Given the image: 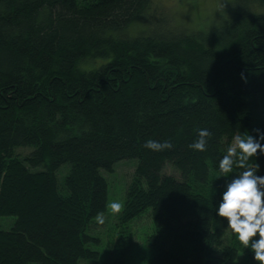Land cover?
<instances>
[{"label": "trees", "instance_id": "16d2710c", "mask_svg": "<svg viewBox=\"0 0 264 264\" xmlns=\"http://www.w3.org/2000/svg\"><path fill=\"white\" fill-rule=\"evenodd\" d=\"M233 2L209 31L156 34L130 31L166 25L153 0H0V220L16 218L0 227V264L97 261L101 172L123 160L138 165L119 221L150 211L152 229L138 263L120 239L104 264H258L216 215L243 171L219 161L235 135L264 132V0ZM198 129L203 152L189 148ZM249 165L264 176V154Z\"/></svg>", "mask_w": 264, "mask_h": 264}, {"label": "rangeland", "instance_id": "374dc122", "mask_svg": "<svg viewBox=\"0 0 264 264\" xmlns=\"http://www.w3.org/2000/svg\"><path fill=\"white\" fill-rule=\"evenodd\" d=\"M234 0H153L156 12L152 16H160L166 25H160L157 19L153 18L149 23L142 24L137 22L130 27L131 32L147 29L156 34L167 33L168 29L182 32H194L197 30H211L215 24L228 21L231 17L232 8H234ZM159 18V19H161ZM159 26H166L160 28ZM180 33V34H181ZM90 64L82 67L89 68ZM30 152L29 149H20L17 154L21 157L26 156ZM137 160H123L114 165L113 172L102 171V176L108 183V205L112 202H119L123 205L119 214H112L110 208L102 214L104 223L100 224L97 219L94 220L95 228L91 235L98 237L99 244H92L90 248L97 250L100 254L99 259L92 264H104L105 258L110 254L116 253V248L120 239L125 245L128 261L138 263L141 255L146 249V239L152 229V219L150 211L145 212L140 218L133 223L122 226L119 219L123 214L126 204V195L129 186L134 178ZM164 174L179 177L178 173L171 167H166ZM15 217H3L0 220V227L3 230H9L15 223ZM120 226H122L120 228ZM92 229V228H91ZM97 235V236H96ZM108 247H110L108 249ZM121 252V251H120ZM35 264V263H34Z\"/></svg>", "mask_w": 264, "mask_h": 264}, {"label": "clouds", "instance_id": "9594fccd", "mask_svg": "<svg viewBox=\"0 0 264 264\" xmlns=\"http://www.w3.org/2000/svg\"><path fill=\"white\" fill-rule=\"evenodd\" d=\"M255 131L259 138L250 134L235 135L231 146L219 161V172L222 174L232 173L234 166L243 171L227 184L216 215L227 221V227L244 248H251L254 260L258 264H264V176L256 175L258 165L255 168L249 165L250 158L264 154V144L261 143L264 141V132L259 129ZM197 132L198 139L189 148L203 152L211 133L207 129H198ZM144 147L152 151H163L170 149L172 144L169 141L149 139ZM219 177L221 176H217ZM107 207L112 214H119L123 205L112 202ZM96 219L98 223H104L102 214H98ZM257 236L259 238L255 239Z\"/></svg>", "mask_w": 264, "mask_h": 264}]
</instances>
